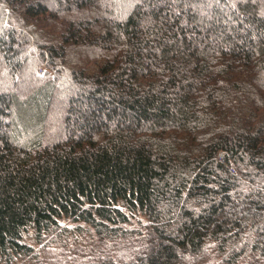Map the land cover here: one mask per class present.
<instances>
[{
  "label": "trees",
  "instance_id": "obj_1",
  "mask_svg": "<svg viewBox=\"0 0 264 264\" xmlns=\"http://www.w3.org/2000/svg\"><path fill=\"white\" fill-rule=\"evenodd\" d=\"M0 264H264V0H0Z\"/></svg>",
  "mask_w": 264,
  "mask_h": 264
},
{
  "label": "rangeland",
  "instance_id": "obj_2",
  "mask_svg": "<svg viewBox=\"0 0 264 264\" xmlns=\"http://www.w3.org/2000/svg\"><path fill=\"white\" fill-rule=\"evenodd\" d=\"M41 70H44L43 73H41ZM46 70H48V68L46 67V65H43L40 70H39V73L42 75L46 72ZM23 139V138H22ZM22 143H27V140H23Z\"/></svg>",
  "mask_w": 264,
  "mask_h": 264
},
{
  "label": "built area",
  "instance_id": "obj_3",
  "mask_svg": "<svg viewBox=\"0 0 264 264\" xmlns=\"http://www.w3.org/2000/svg\"><path fill=\"white\" fill-rule=\"evenodd\" d=\"M44 72V70H41V73H43Z\"/></svg>",
  "mask_w": 264,
  "mask_h": 264
}]
</instances>
